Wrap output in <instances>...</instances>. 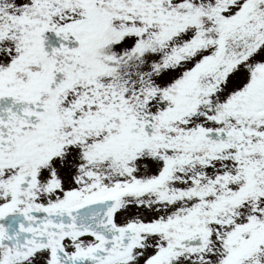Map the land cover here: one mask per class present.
<instances>
[{
  "label": "snow or ice",
  "instance_id": "1",
  "mask_svg": "<svg viewBox=\"0 0 264 264\" xmlns=\"http://www.w3.org/2000/svg\"><path fill=\"white\" fill-rule=\"evenodd\" d=\"M0 264H264V0H0Z\"/></svg>",
  "mask_w": 264,
  "mask_h": 264
}]
</instances>
